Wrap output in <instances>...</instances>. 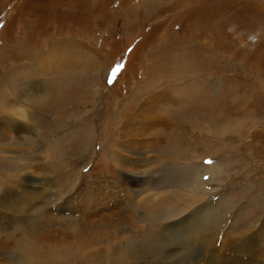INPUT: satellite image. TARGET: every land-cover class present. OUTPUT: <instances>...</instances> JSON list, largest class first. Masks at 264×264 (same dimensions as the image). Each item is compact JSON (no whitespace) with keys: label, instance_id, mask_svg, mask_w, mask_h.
<instances>
[{"label":"rangeland","instance_id":"374dc122","mask_svg":"<svg viewBox=\"0 0 264 264\" xmlns=\"http://www.w3.org/2000/svg\"><path fill=\"white\" fill-rule=\"evenodd\" d=\"M166 92L169 100L150 114L154 123L132 124L135 135L123 134L136 107ZM1 127L12 147L0 146V197L4 188L16 193L42 178L41 188L51 192L49 219L26 209L36 232L49 225L48 237L57 239L53 233L80 228L87 217L111 215L114 205L99 197L100 189L111 190L109 167L139 169L143 186L131 211L145 223L120 235L136 257L122 264H174L156 263L179 242L165 243L151 223L184 207L175 202L183 198L188 211L211 202L208 233L251 238L264 263V0H0ZM132 138L143 140L142 168L119 166V146ZM211 166L212 176L205 174ZM76 197L84 208H76ZM173 220L165 222L168 231L181 240L184 227L176 231ZM27 226L0 229V264H18ZM62 244L47 248L54 264H121L104 243L88 251L76 239Z\"/></svg>","mask_w":264,"mask_h":264},{"label":"bare ground","instance_id":"6f19581e","mask_svg":"<svg viewBox=\"0 0 264 264\" xmlns=\"http://www.w3.org/2000/svg\"><path fill=\"white\" fill-rule=\"evenodd\" d=\"M157 94L158 95H156V94L149 95L148 101H146L141 106L140 105L138 107L135 106L137 108V110L136 111L133 110V113L131 112V114L128 116L127 126L124 127L123 134L129 133V135L131 137H133V135H135L134 130H133V132H130L128 130V129H132V124L138 125L140 123H144V125H147L150 123V120L155 118V117L150 118V114L156 113V110H158V108L161 107L162 102H166L169 100V92L168 93L166 92L163 94L162 93L161 94L157 93ZM64 109H66V108H64ZM157 120H160V119H157ZM153 121H154V119L152 120V122ZM16 122H18V121L12 120L10 123H8V125L11 127V129L14 130V128L17 127L15 125ZM157 122L164 124L165 126L163 125V127L169 126L164 121H157ZM157 122H155L154 125L159 126V124ZM149 127L151 128L152 124H150ZM19 128H24V126L21 127V125H20ZM151 131H152V129H151ZM6 134H5V132H3L2 127H1L0 128V146L6 147V148L12 147V143L9 142V139L6 136ZM139 141H141V142L139 143ZM128 142H130V143H128V145L120 143L121 145L119 146V150H118L119 154H117V156L119 157V166L122 167V165H124V166L125 165H131L133 167H137L140 165V167L142 168V166H144V163H143L144 159L141 158L140 156L142 155L141 154V152H142L141 146H142L143 140L136 141V140H133V138H132V140H128ZM122 154H125V156H123ZM126 156H134L135 159L130 161L131 158L129 159V157H126ZM17 158H19V156ZM120 161H121L122 165H120ZM40 170H41V172H43V174H44V170L47 171V169L45 168V165H40L39 171ZM215 171H216V169H214L211 166V167H209V169H207V171H205V174L212 176L215 174ZM123 172L124 173H122V170H114L112 172V169L109 167V174L110 175L108 174L109 176H107L108 177L107 179H108V185H112L111 190L110 191H107V190L103 191L104 189L99 190V197H100V192H102L103 196H105L106 204H108L110 206L114 205V207H115V208L113 207L115 210L112 211L111 215H109L106 211V214H104L98 220H94V219L90 220L89 218H91L92 216H90L89 218L87 217L85 219V222H83L84 225H82V226L80 225V228H77L76 227L77 225H75V227H73L72 230L69 232L64 233L61 231L60 233H57V232L53 233L54 236L57 235V239L55 237H48L49 229H47V228L49 225L43 226V224H42L41 233L36 232V231H38V229L33 224V221L30 220L31 215H25L27 213L26 209L31 210V208L32 209H37V208L39 209V213H42L41 214L42 220H47V219H49L48 217L52 215L51 211L48 212L47 207L46 208L44 207V206H48L50 204V197L49 196H51V192L50 191L46 192L41 188L40 182L43 181V178L41 179L39 184H36V185L31 181V184L34 185L31 187H25V186H22L20 184V186L18 188V192H16V193H14L13 191H10L8 188H6V189L4 188V190H1V195L3 193V197H0V229L6 228L9 225H11L13 223L15 224L17 222L18 223L27 222L28 226L26 227V229H28V228L30 229V232L28 233V237H26V240H21L20 242L17 243V247H18L17 250H18V252H21V253H17L18 264H33L36 262V260H37V262H39L41 264H48L50 261H51L50 262L51 264H54L52 261V258H55L53 256L54 252L51 250H47V248L57 249L58 245L67 242V238L76 239V243L80 245L79 247H81L82 251H86V250L88 251L89 248H94L96 245L104 243L105 246L107 248H109L113 252V254L116 255L114 257V260H116L117 263L121 262V264H122L125 261H126L125 263L132 262L136 258L135 256L132 257L133 256V255H131L132 253L129 254L130 251L132 250V247L129 245V242L128 243L125 242L123 245H121L122 241H120V235H127L129 232H126V230L131 229L135 225H136V229H137L139 226H137L136 222L138 223V225H140L139 223H145V220H143L144 218L142 220H139V218L137 217L135 212L133 210H132L133 212L131 211V207L134 204V202H133V196L134 195L133 194H136L137 193L136 191H139L140 188L143 186V184H142L143 180L141 181V179H140L141 176H140L139 169L138 170L134 169L133 171H127L126 170ZM197 175L198 176L195 177V180H194L195 187L198 184L197 182H200L202 179L201 174H197ZM49 176H50V174H49ZM9 177H10V175H9ZM33 178H34V176H33ZM45 181L47 183L46 188L48 189V187H49L48 183H50L49 182L50 179L47 178V179H45ZM95 191H97V190H95ZM27 192H29V195H26ZM85 192H86V195H87L88 200H89L87 203H92L93 202L92 194L89 193V190H87ZM93 192H94V190H93ZM78 199H80V198L76 197L75 201H74L75 203H80L78 205V207H76V208H80V209L84 208L82 206L81 200H78ZM183 199H179L175 202L181 203L180 200H182L185 203L184 207H179L175 211L169 210L170 211L169 214L164 216V218H161L160 223H158V220L155 223H151L152 225H154V232L155 233H158L161 231L164 232V233H162V235L166 237L164 239L165 243L169 244L171 241L173 243L179 242L178 244H174V246H176V249L172 250L171 253H168L166 251H165V253L161 252V253H163V255L156 261V263L201 264V263H195V262L197 260L200 261L202 259V261H205L202 264H244V263L245 264H264L263 261L261 259H259V257H261L262 254L257 250L255 243L252 242L251 238L248 239V242H242V241L235 242L234 240H232L230 238L229 239L220 238L219 235L217 236L214 233H212V234L208 233V231L211 232L212 228L211 227H205L204 225L207 221L208 216L212 213V208L214 207V205L211 202L208 204H203V205L193 207V209H190L188 211L187 210V206L189 207L188 198H183ZM193 199H194V197H192V200ZM54 200L57 201V199H54ZM167 202H169V201H167ZM171 202H173V200H171ZM67 203L65 204V206L70 205ZM61 205H63V204H61ZM122 205L127 206L125 211H123L120 208ZM57 209H58V213H60L59 212V210L61 209L60 204L56 203V210ZM73 209H74V206L73 207L70 206L68 208L66 207L65 210H66L67 214H70L71 212H69V210L72 211ZM109 209L110 208H108V210ZM170 209H173V205L170 206ZM83 210L86 211V209H83ZM105 210H106V208H105ZM88 211H89V208H88ZM100 212H102V211H100ZM115 212H116V215H115ZM172 219H174V220L176 219L175 221L173 220V222H171V224L174 226V229L176 228V231H178V230L180 231L181 228L184 227L185 235H183V238L181 240H176L177 239L176 234L168 231V230H170V228H169V225H167V223H165V222L170 221ZM1 225H4V226H1ZM165 229H167V230H165ZM151 231L153 232V230H151ZM194 235L197 236L196 238H194L195 242L191 240L192 236H194ZM189 237H191L190 240L187 239ZM104 239H105V241H103ZM49 241H51V243L56 244L57 246H53L52 248L48 247V245L45 243H47ZM119 242H120V244H119ZM3 245L0 243V252H1V250H3V247H2ZM41 245H45L46 248L44 250H40L39 247ZM169 245L171 246V244H169ZM24 252H26V253L24 254ZM225 252H227L228 254H226ZM236 252L245 254V257H243V255H238ZM181 253H183V255L185 253L186 257L182 256ZM230 255H238V256H230ZM92 256L95 259L100 257V255H98L96 253H93ZM127 257H130V258H128V260H127ZM122 259H125V260H122Z\"/></svg>","mask_w":264,"mask_h":264}]
</instances>
